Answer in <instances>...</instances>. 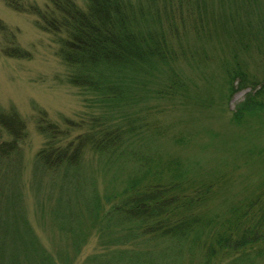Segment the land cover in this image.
Returning <instances> with one entry per match:
<instances>
[{
  "label": "rangeland",
  "instance_id": "obj_1",
  "mask_svg": "<svg viewBox=\"0 0 264 264\" xmlns=\"http://www.w3.org/2000/svg\"><path fill=\"white\" fill-rule=\"evenodd\" d=\"M28 1L47 4V0ZM131 1L145 8L157 6L147 0ZM76 2L84 7L86 0ZM171 4L176 15L169 23L175 28L171 31L163 21L175 52L174 70L160 67L161 73L148 84V95L134 93L135 100L108 115L120 129L128 130L127 151L135 155L107 157L88 148L79 168L52 173L36 168V154L46 141L38 128L39 112L45 111L50 122L64 129L70 126L65 118H85L89 123L93 112L100 111L68 82V66L58 53L56 37L39 28L34 15L14 11L0 0V20L31 53L29 58L6 56L2 48L8 42L0 31V112L15 110L27 125L20 147V176L5 178L10 169L0 161V168L4 166L0 227L7 230L8 240L4 264L42 263L35 248L27 247L34 237L59 264H98L87 257L103 252L104 245L126 232L105 217L111 202L106 197L122 190L139 169V157L152 160L157 174L151 179L160 175L167 181L181 175L179 181L188 193L200 197L194 203L207 217L224 214L264 185V111L235 121L237 103L252 88L248 85L231 94L227 82L233 66H242L249 79L264 81L263 54L255 47L259 30L254 36V30L264 28V0H174ZM200 15L202 33L196 30ZM175 75L178 84L171 87ZM161 89H166L162 95ZM10 137L0 127V140ZM96 196L102 201L99 213ZM145 244L140 241L135 247L145 250ZM156 264L163 263L156 260ZM254 264H264V256Z\"/></svg>",
  "mask_w": 264,
  "mask_h": 264
},
{
  "label": "trees",
  "instance_id": "obj_2",
  "mask_svg": "<svg viewBox=\"0 0 264 264\" xmlns=\"http://www.w3.org/2000/svg\"><path fill=\"white\" fill-rule=\"evenodd\" d=\"M3 1L14 11L34 15L36 25L56 37L58 53L68 66V82L81 89L90 107L95 104L100 111L93 112L89 123L85 118L82 121L65 118L70 126L63 129L50 122L47 113L41 110L38 128L46 141L36 154V168L52 173L62 168H79L88 148L101 156H134L127 151L131 137L128 130L120 129L108 115L128 105L131 99L135 100L134 93L148 95V84L157 72L161 73L160 67L174 70L171 62L175 52L163 21L171 31L175 28L169 23L176 15L171 9L174 0H147V3L157 4L151 8L134 5L131 0H86L84 7L76 0H47L44 6L28 0ZM198 23L196 30L202 33L203 16L200 15ZM6 27L0 20V31L8 42L2 48L3 53L29 58L31 53L16 42L15 34ZM262 29L253 30L254 36L259 30L255 47L264 58ZM227 76L231 94L248 85L252 88L237 103L233 119L242 121L262 113L264 81L249 79L242 66L228 69ZM178 78L174 76L171 87L178 84ZM165 90L159 93L162 95ZM26 126L17 111L0 112V127L11 136L0 140V161L10 169L5 171V178L14 179L21 174L20 147L27 137ZM85 126L89 129L83 134L72 135ZM137 160L139 169L130 175L122 190L106 197L107 202H111L105 217L115 221L114 226L127 234L104 245L103 252L88 256L87 261L98 264H156V260L163 264H254L264 256V185L224 214L207 217L194 203L200 197L188 193V187L179 181L181 175L162 181L158 173L159 177L151 179L157 174L152 160L145 157ZM3 165L0 170H4ZM94 203L99 213L102 208L99 196L94 198ZM6 231L4 226L0 227V264L7 258ZM140 241L146 242L145 250L136 249ZM30 245L36 255L39 254L40 264H59L35 237L27 247Z\"/></svg>",
  "mask_w": 264,
  "mask_h": 264
}]
</instances>
